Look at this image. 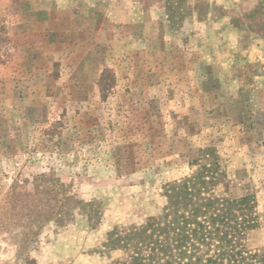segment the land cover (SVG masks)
Masks as SVG:
<instances>
[{"label":"rangeland","instance_id":"rangeland-1","mask_svg":"<svg viewBox=\"0 0 264 264\" xmlns=\"http://www.w3.org/2000/svg\"><path fill=\"white\" fill-rule=\"evenodd\" d=\"M211 161L264 249V0H0V264H112L107 233ZM40 176L101 220L28 229L8 196Z\"/></svg>","mask_w":264,"mask_h":264},{"label":"trees","instance_id":"trees-1","mask_svg":"<svg viewBox=\"0 0 264 264\" xmlns=\"http://www.w3.org/2000/svg\"><path fill=\"white\" fill-rule=\"evenodd\" d=\"M218 166L211 161L190 177L168 184L161 214L140 226L109 231L103 246L123 252L112 264H264V249L250 250L245 244L247 232L259 224L255 201L249 195L217 194ZM8 199L12 210L27 211L21 216L28 229L40 220L62 224L76 211L91 226L101 220L99 203L66 195L62 183L44 176L32 189L13 188Z\"/></svg>","mask_w":264,"mask_h":264}]
</instances>
